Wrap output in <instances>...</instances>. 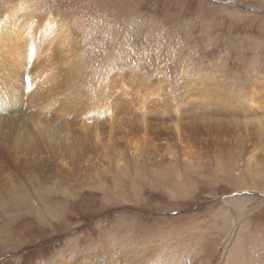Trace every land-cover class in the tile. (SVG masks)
Segmentation results:
<instances>
[{"label":"rangeland","instance_id":"374dc122","mask_svg":"<svg viewBox=\"0 0 264 264\" xmlns=\"http://www.w3.org/2000/svg\"><path fill=\"white\" fill-rule=\"evenodd\" d=\"M37 24L53 34L28 35ZM17 32L13 102L41 130L19 121L0 139L42 152L39 167L0 163L29 197L0 216V264H54L67 249L105 263L115 228L177 244L184 264L200 246L224 264L244 231L241 245L264 249V0H0L5 62Z\"/></svg>","mask_w":264,"mask_h":264},{"label":"bare ground","instance_id":"6f19581e","mask_svg":"<svg viewBox=\"0 0 264 264\" xmlns=\"http://www.w3.org/2000/svg\"><path fill=\"white\" fill-rule=\"evenodd\" d=\"M28 15H31V13H28ZM52 22L53 21L50 22L51 25L53 24ZM39 24H37L36 26H33L31 31L28 32V35H31L34 31H36L38 34H43L44 32L48 33V34L52 33L51 30H49L47 28H43ZM44 24L45 23H43V25ZM46 27H48V26H46ZM50 31H51V33H50ZM31 43H34V42H31ZM11 46L14 47L15 49H18L20 54L17 57L13 56L12 55L13 53L9 54L8 56H11V58L13 59L10 63H8L7 61H6L7 63L5 62V58H4L5 56L4 55H6V53L4 52V50L0 49V109L6 108L7 111L10 112L9 114L11 117L10 118V117H7V115H2L1 118L3 119L4 125L2 126L0 124L1 125L0 127H3V129H5L8 126V130L10 131L9 134L10 133L12 134L13 132H15L14 127L11 126L10 124L14 125L16 122H19V121H23L24 123L30 122L31 125L36 129L37 128L39 129V127H40V120H39L38 114H36L33 117L31 116L32 114H29L30 120L27 118V115H28L27 114L26 120H25L22 116V115H24V113H23L24 108L21 104L20 99H17V104L15 102H13L14 98L15 99L17 98L16 97L17 94L13 95V92H16V93L21 92L22 93L24 90L22 88L21 78L23 76L22 69L26 66V63H24V62L27 59V55H24V52H23L22 37H21L20 32H17L15 34V36L13 37ZM12 47H11V49H12ZM36 48H37V44H35V48H33V51ZM15 55H17V53H15ZM8 66L11 68V71L9 69L10 72H6V69ZM18 81H20V83ZM17 82L19 83L18 84L19 86L14 88L15 83H17ZM21 106H22L23 110H22ZM24 107H25V105H24ZM27 110H28V106L25 109V112H27ZM10 119L12 120V122H10ZM40 130L41 129H39L38 132ZM0 132H2V131H0ZM5 132H6V130H5ZM41 137H43V136H41ZM4 138H5V134H4ZM6 139H7V136H6ZM20 141H21V139H20ZM10 145H12V143ZM39 146L40 145L38 143H34V145L29 146L31 149H30V152H27V153H21L20 151L13 152V151H11V149L9 150L6 147L5 141L4 140L2 141L0 139V163L1 162L7 163V161L12 162L11 166H9L8 164H6L4 166L1 165L2 168H5L3 171L4 172H6V171L13 172L14 170H22L24 168H35V167H37L38 164L33 163V161H36L37 159L41 158L40 153L42 152V150L39 148ZM27 160L31 161V163L28 165L25 164ZM23 179L24 178H21L20 175H18L17 177H15L14 175H10L8 177L4 176L2 179H0V180H3L5 185H6V188L4 189V191L0 190V210L3 211L2 213H0V216H2V215L5 216V210H8V209L10 211L14 210V211H16V213H18L21 211L23 206H26V201H28L29 197L27 196L26 188H25ZM21 191L23 193L22 196L18 195V193L21 194ZM32 191L36 195H40V193H41V191L38 189H35ZM5 197H8L10 200L4 199L2 201V199ZM47 209H49V213H50V211H52L50 209H54V208H52L51 204H49L47 206ZM54 212H55V210H54ZM49 216H51V215H49ZM44 217H46V216H44ZM3 227H5V225ZM123 230H124V234H122ZM247 232L244 231L242 233L243 235H239V237L240 236L244 237V235ZM248 235H249V233H248ZM132 236L133 235H131V230H127L125 228L113 229V234H109L108 236H106V239H107L109 246H110L109 249L111 251V254H110L109 258H107L105 263L101 262L98 259V257L96 256L97 250H95V249H94L95 251H94L93 255L88 254V255H82V256H77V257H75V256L73 257L72 252L74 249L72 251L70 249H67L63 254H61L63 256L58 257V255H57L58 260L53 261V262H55L54 264H184L182 261L180 262V259H179L180 257L176 255V252L178 249L177 244L173 245L172 248L171 247H165L164 245L159 247V244H157V243L155 244L149 240L148 244L145 246L143 244V242H144L143 240H140L142 243L138 242L137 240H134ZM227 236L223 237L222 235H220V238H219L220 244L227 245L226 244L227 239H229V238H227ZM10 237H11V234L9 232L4 231V229L2 227H0V242L3 243L5 241H7V239H9ZM119 237H121V239ZM239 237H238L237 241L235 242V244L231 247V249H229L230 252H232V253H227L225 255L226 258H225L224 264H264V249H262L263 247L261 249L258 247L259 249H256L254 252H251L250 246L248 249H246V246L248 244L247 245H241L240 244L242 241L239 239ZM178 238H179V236H177L173 239L171 238V239L174 241H177L176 239H178ZM193 238L190 239L191 245L193 244L192 242L194 241V240H192ZM259 238L260 237H258V239ZM261 238L263 241L264 235ZM261 238H260V240H261ZM224 240H226V241L223 242ZM208 243L209 242H207L206 245ZM11 245H13V243ZM256 246H258V245H256ZM85 247H88V246H85ZM169 249H170V251H167ZM190 249H192V248H190ZM78 250L81 251L82 249L81 250L78 249ZM83 251H85V250H83ZM220 251H222V250H220ZM61 252H63V251H61ZM61 252H59V253H61ZM86 252H88V248H87ZM208 253H209L208 248H203V246H200L198 252L195 254L196 256L193 255L195 257H194L193 261H191V264H213L216 255L213 254L210 257L208 255ZM56 254H57V252H56ZM64 254H65V256H64ZM51 255H53L52 257H54L55 253H51ZM218 258H220V257H218ZM53 259L54 258H52V260ZM49 261H50V259H48L46 262H49ZM48 264H53V263H48ZM186 264H188V263H186Z\"/></svg>","mask_w":264,"mask_h":264}]
</instances>
